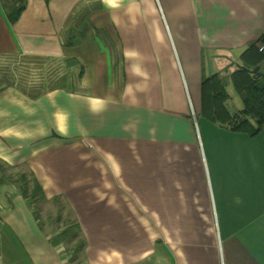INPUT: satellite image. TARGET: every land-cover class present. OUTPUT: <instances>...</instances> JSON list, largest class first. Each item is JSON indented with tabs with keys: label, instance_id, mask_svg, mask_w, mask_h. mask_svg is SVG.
<instances>
[{
	"label": "crops",
	"instance_id": "0c3cea01",
	"mask_svg": "<svg viewBox=\"0 0 264 264\" xmlns=\"http://www.w3.org/2000/svg\"><path fill=\"white\" fill-rule=\"evenodd\" d=\"M262 34L264 0H0V162L43 191L0 171V264H75L54 197L81 264H264V128L202 113Z\"/></svg>",
	"mask_w": 264,
	"mask_h": 264
},
{
	"label": "trees",
	"instance_id": "16d2710c",
	"mask_svg": "<svg viewBox=\"0 0 264 264\" xmlns=\"http://www.w3.org/2000/svg\"><path fill=\"white\" fill-rule=\"evenodd\" d=\"M23 9L24 3L21 2L10 11L11 22L18 19ZM261 46H264V34L250 44L240 56V64L244 67H236L232 73H227L226 69L204 79L202 113L205 118L226 126L232 131L245 132L250 135H256L264 128V72L259 70L261 74L259 72L251 73L252 69L260 66L264 61V47L261 50ZM229 81H232L237 93L242 97L243 109L240 113L231 114L226 106V102L230 98L227 90ZM7 169L9 166L0 162V171L6 172ZM18 175L19 181H21V191L25 197L35 199L42 194V187L37 178L34 176L29 178L25 173ZM82 247H84L83 242L82 246L79 245L77 249ZM77 249L74 250V253Z\"/></svg>",
	"mask_w": 264,
	"mask_h": 264
},
{
	"label": "rangeland",
	"instance_id": "374dc122",
	"mask_svg": "<svg viewBox=\"0 0 264 264\" xmlns=\"http://www.w3.org/2000/svg\"><path fill=\"white\" fill-rule=\"evenodd\" d=\"M22 61L17 63L18 67H21ZM227 90L231 95V99L228 102L229 108L232 112H238V109L243 108V101L241 96L237 93L232 81L229 82ZM20 169L9 168L6 171V174L15 175L18 179V172ZM37 212L49 219L45 220V223L49 224L51 230H56L58 234L63 235L61 241L64 242L66 246V251L69 255L74 254L75 264H81V249H77L79 245L82 246L83 237L78 233V230L75 228V218L71 210L67 205L62 201L60 197H54L50 200H42L36 206ZM77 251L74 253V250ZM73 259V257L71 256ZM73 261V260H72Z\"/></svg>",
	"mask_w": 264,
	"mask_h": 264
},
{
	"label": "water",
	"instance_id": "95a60500",
	"mask_svg": "<svg viewBox=\"0 0 264 264\" xmlns=\"http://www.w3.org/2000/svg\"><path fill=\"white\" fill-rule=\"evenodd\" d=\"M236 65H237V67H244L243 65H241L239 63H237ZM259 70H260V66H257V67H255L254 69L251 70V73L252 74H256L257 72H259ZM259 74H261V72H259Z\"/></svg>",
	"mask_w": 264,
	"mask_h": 264
},
{
	"label": "built area",
	"instance_id": "2783aa9c",
	"mask_svg": "<svg viewBox=\"0 0 264 264\" xmlns=\"http://www.w3.org/2000/svg\"><path fill=\"white\" fill-rule=\"evenodd\" d=\"M263 47H264V46H261V48H260V49L262 50V49H263Z\"/></svg>",
	"mask_w": 264,
	"mask_h": 264
}]
</instances>
